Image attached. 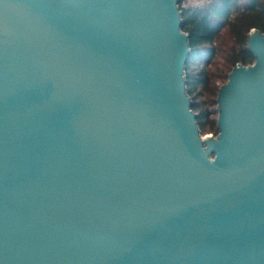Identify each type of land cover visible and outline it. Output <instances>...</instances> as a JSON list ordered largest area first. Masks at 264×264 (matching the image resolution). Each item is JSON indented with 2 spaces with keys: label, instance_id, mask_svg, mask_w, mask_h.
<instances>
[{
  "label": "water",
  "instance_id": "water-1",
  "mask_svg": "<svg viewBox=\"0 0 264 264\" xmlns=\"http://www.w3.org/2000/svg\"><path fill=\"white\" fill-rule=\"evenodd\" d=\"M180 0H0V264H264V35L202 135Z\"/></svg>",
  "mask_w": 264,
  "mask_h": 264
},
{
  "label": "trees",
  "instance_id": "trees-1",
  "mask_svg": "<svg viewBox=\"0 0 264 264\" xmlns=\"http://www.w3.org/2000/svg\"><path fill=\"white\" fill-rule=\"evenodd\" d=\"M178 7L181 31L188 35L190 56L184 70L186 90L191 99V110L196 114L200 132L218 134L217 111L206 109V98L217 106L219 88L215 80L227 81L236 65L249 66L254 56L247 48L248 34L256 30L264 35V0H205L198 6ZM227 29L232 41L228 55L223 57L220 70L209 73L208 67L218 52L215 43L221 30ZM214 112V113H213Z\"/></svg>",
  "mask_w": 264,
  "mask_h": 264
},
{
  "label": "rangeland",
  "instance_id": "rangeland-1",
  "mask_svg": "<svg viewBox=\"0 0 264 264\" xmlns=\"http://www.w3.org/2000/svg\"><path fill=\"white\" fill-rule=\"evenodd\" d=\"M183 6H198L200 4H203L205 0H182ZM231 39L230 35L227 32V29L221 30L219 37L215 43L216 48H218V52L216 53V56L213 59L212 65L208 67L209 73L215 74L216 69L220 70V65L222 64V59L224 56L228 55L229 48L231 46ZM227 81H217L215 80V87H220L224 85ZM206 98V109L212 113V111H217V106H213L212 101L209 100V97L207 95H204ZM214 113V112H213ZM218 112L216 115V112L212 115V117H217ZM203 135V134H202ZM205 135L213 136L215 137L214 133H207Z\"/></svg>",
  "mask_w": 264,
  "mask_h": 264
}]
</instances>
